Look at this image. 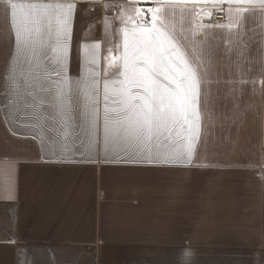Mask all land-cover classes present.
<instances>
[{
    "label": "crops",
    "instance_id": "crops-1",
    "mask_svg": "<svg viewBox=\"0 0 264 264\" xmlns=\"http://www.w3.org/2000/svg\"><path fill=\"white\" fill-rule=\"evenodd\" d=\"M18 2L75 4L67 75L98 71L100 120L88 152L78 96L65 139V118L49 99L64 73L55 74L50 52L45 84L53 87L26 84L24 55L18 86L8 79L16 48L0 0V264H182L188 251L189 264H264V9L254 6L230 31L195 36L197 21L183 18L184 46L197 48L207 70L201 130L191 163L164 164L105 158L103 150V81L118 76L119 61L109 67L107 58L109 49L119 55L120 16L155 5ZM96 43L98 63L85 65L83 46Z\"/></svg>",
    "mask_w": 264,
    "mask_h": 264
},
{
    "label": "snow or ice",
    "instance_id": "snow-or-ice-1",
    "mask_svg": "<svg viewBox=\"0 0 264 264\" xmlns=\"http://www.w3.org/2000/svg\"><path fill=\"white\" fill-rule=\"evenodd\" d=\"M155 6H131L124 10L119 55L109 49L111 67L118 60V76L103 81V150L105 158L127 156L148 163H191L201 130V85L207 70L194 46H184L183 18L196 20L193 36L204 28L232 30L239 27L244 14L254 6L264 9V0H140ZM228 4V23H199L205 12L201 5ZM234 6V7H233ZM75 4L24 3L6 0L10 29L14 34L16 55L12 59L8 79L18 86L17 59L24 55L28 64L26 84L46 85L50 73L44 60L51 53L54 72L60 80L49 99L64 117L63 135H70L71 112L78 96H83L88 152L97 145L100 120V81L98 71L86 70L85 76L73 81L67 75L72 21ZM177 12L182 17L178 26ZM146 13L148 15H146ZM211 17V12H205ZM110 19L106 24L110 26ZM100 44L83 46L84 64H97ZM195 57V59L193 58ZM264 83V81H262ZM190 251L182 264H189Z\"/></svg>",
    "mask_w": 264,
    "mask_h": 264
},
{
    "label": "built area",
    "instance_id": "built-area-1",
    "mask_svg": "<svg viewBox=\"0 0 264 264\" xmlns=\"http://www.w3.org/2000/svg\"><path fill=\"white\" fill-rule=\"evenodd\" d=\"M219 7L224 9V11H217L216 7L211 5L203 6L205 12H209V11L211 12V17L205 15V12H202L200 14V18L198 22L203 24H216V23L226 22L228 20V13H227L228 7L227 5H222ZM146 15L148 14L146 13Z\"/></svg>",
    "mask_w": 264,
    "mask_h": 264
}]
</instances>
